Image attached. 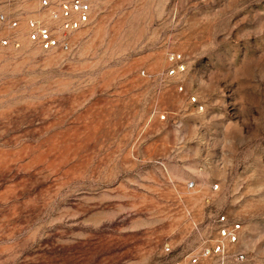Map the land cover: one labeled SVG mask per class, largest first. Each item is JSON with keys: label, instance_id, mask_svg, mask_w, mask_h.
<instances>
[{"label": "rangeland", "instance_id": "374dc122", "mask_svg": "<svg viewBox=\"0 0 264 264\" xmlns=\"http://www.w3.org/2000/svg\"><path fill=\"white\" fill-rule=\"evenodd\" d=\"M93 4L68 51L13 7L0 264H264V0ZM220 216L240 226L222 254Z\"/></svg>", "mask_w": 264, "mask_h": 264}, {"label": "built area", "instance_id": "2783aa9c", "mask_svg": "<svg viewBox=\"0 0 264 264\" xmlns=\"http://www.w3.org/2000/svg\"><path fill=\"white\" fill-rule=\"evenodd\" d=\"M31 4L38 13H43L47 21L40 18L26 20V37L41 51L69 50L71 34L90 24L94 8L93 0H0V48L19 47L15 31L20 19L16 5ZM220 240L214 247V253H224L225 243L237 240L238 224H228L224 216L217 219ZM210 249L202 250L201 257H207ZM243 259L242 255L236 256ZM199 257H191L189 263H197ZM175 264H180L179 262Z\"/></svg>", "mask_w": 264, "mask_h": 264}]
</instances>
